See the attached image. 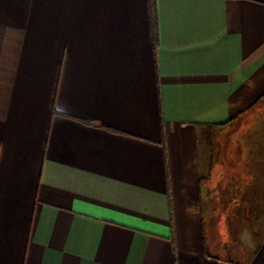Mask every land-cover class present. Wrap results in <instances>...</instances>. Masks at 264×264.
I'll use <instances>...</instances> for the list:
<instances>
[{
    "label": "crops",
    "instance_id": "1",
    "mask_svg": "<svg viewBox=\"0 0 264 264\" xmlns=\"http://www.w3.org/2000/svg\"><path fill=\"white\" fill-rule=\"evenodd\" d=\"M153 4L0 0V264H264V0Z\"/></svg>",
    "mask_w": 264,
    "mask_h": 264
},
{
    "label": "rangeland",
    "instance_id": "2",
    "mask_svg": "<svg viewBox=\"0 0 264 264\" xmlns=\"http://www.w3.org/2000/svg\"><path fill=\"white\" fill-rule=\"evenodd\" d=\"M252 122L255 124L257 130L250 131L247 136L253 134L254 136L253 138L256 141V146H254V148L256 149L257 157L260 159L262 158V156H264V102H262V104L258 106L257 112L254 116V119H252ZM245 123L246 121L244 122V124ZM245 125L240 124V127L236 126V130L232 132H231V129L224 130L222 134L223 141H226V144H227L229 134L232 133L233 134L232 136H234L237 129H239V132L241 133L240 128L245 127ZM227 149L229 148L227 147ZM228 151L229 150L227 151L225 150L224 154H228ZM259 166H262V164H259V162H256L255 168H260Z\"/></svg>",
    "mask_w": 264,
    "mask_h": 264
},
{
    "label": "trees",
    "instance_id": "3",
    "mask_svg": "<svg viewBox=\"0 0 264 264\" xmlns=\"http://www.w3.org/2000/svg\"><path fill=\"white\" fill-rule=\"evenodd\" d=\"M150 2L152 3V9H153V6H154V4H153V0H150Z\"/></svg>",
    "mask_w": 264,
    "mask_h": 264
}]
</instances>
